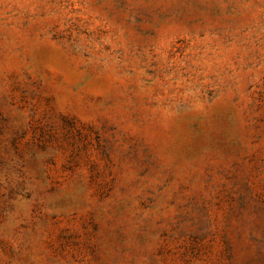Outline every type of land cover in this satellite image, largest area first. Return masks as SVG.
I'll return each instance as SVG.
<instances>
[{"label": "rangeland", "instance_id": "1", "mask_svg": "<svg viewBox=\"0 0 264 264\" xmlns=\"http://www.w3.org/2000/svg\"><path fill=\"white\" fill-rule=\"evenodd\" d=\"M0 264H264V0H0Z\"/></svg>", "mask_w": 264, "mask_h": 264}]
</instances>
